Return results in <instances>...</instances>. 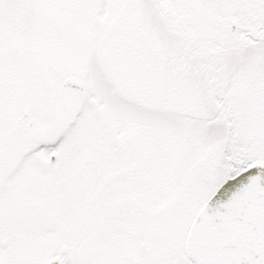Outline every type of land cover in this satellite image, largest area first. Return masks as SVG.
Wrapping results in <instances>:
<instances>
[{"label":"snow or ice","instance_id":"1","mask_svg":"<svg viewBox=\"0 0 264 264\" xmlns=\"http://www.w3.org/2000/svg\"><path fill=\"white\" fill-rule=\"evenodd\" d=\"M0 264H264V0H0Z\"/></svg>","mask_w":264,"mask_h":264}]
</instances>
